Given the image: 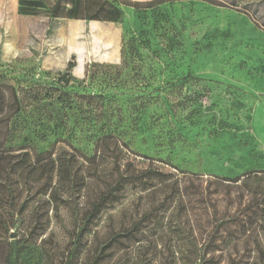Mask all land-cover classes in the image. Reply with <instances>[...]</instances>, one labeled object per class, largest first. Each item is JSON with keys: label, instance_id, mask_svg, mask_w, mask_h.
<instances>
[{"label": "rangeland", "instance_id": "rangeland-1", "mask_svg": "<svg viewBox=\"0 0 264 264\" xmlns=\"http://www.w3.org/2000/svg\"><path fill=\"white\" fill-rule=\"evenodd\" d=\"M8 1L0 77L75 100L73 134L37 145L53 154L0 226V264H69L76 248L72 264H264V0H128L118 21L54 20L47 37Z\"/></svg>", "mask_w": 264, "mask_h": 264}, {"label": "trees", "instance_id": "trees-1", "mask_svg": "<svg viewBox=\"0 0 264 264\" xmlns=\"http://www.w3.org/2000/svg\"><path fill=\"white\" fill-rule=\"evenodd\" d=\"M155 1L163 3L168 0ZM121 4L139 7V4L128 0H19V12L22 15L48 17L51 22L59 19L111 22L120 19ZM69 67L71 69L74 65ZM61 77L59 80L63 81ZM100 97L95 94H77L76 100L81 105L95 107V115H102L100 106L97 107ZM74 100L59 85L35 83L14 86L0 77V226L6 230L13 227L14 217L19 215L11 211L14 200L23 192L27 194L32 190L37 181L39 165L53 154L51 148L42 149L37 145L47 140L48 131L62 133L67 130L69 136L73 134L68 124ZM33 115L34 118L30 121L28 118ZM38 124L41 125L40 128ZM259 184L258 179L255 185L260 187ZM256 186L252 191H258ZM259 194V205L264 211V190ZM28 200L31 198L22 203V210ZM106 200L107 197L102 195L93 202L91 211L86 213L78 225L77 242L84 241L94 232ZM107 247L108 244L100 248L99 259L104 258ZM79 254L80 250L76 248L70 254L68 263L72 264L74 260L76 262Z\"/></svg>", "mask_w": 264, "mask_h": 264}, {"label": "crops", "instance_id": "crops-1", "mask_svg": "<svg viewBox=\"0 0 264 264\" xmlns=\"http://www.w3.org/2000/svg\"><path fill=\"white\" fill-rule=\"evenodd\" d=\"M7 1L8 0H0V51H4V49H2V45L5 43L6 41V36L7 35V22H6V10H7ZM8 2H11L13 3L14 7H13V10L17 11V15H21L19 13V0H10ZM10 4V3H9ZM10 6V5H9ZM31 17H34V18H37V17H40V16H31ZM70 20H74V19H70ZM41 21L44 24V26H46L45 28V33H44V36L47 37V33H51L50 31V25H51V21L49 20L48 17H41ZM74 21H85V20H74ZM97 22H100V21H97ZM34 36L37 37L36 34H33Z\"/></svg>", "mask_w": 264, "mask_h": 264}]
</instances>
